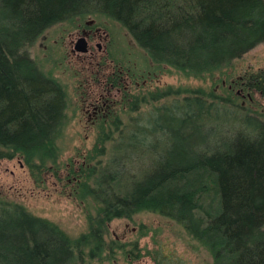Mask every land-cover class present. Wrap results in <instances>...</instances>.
Here are the masks:
<instances>
[{"label": "trees", "instance_id": "obj_1", "mask_svg": "<svg viewBox=\"0 0 264 264\" xmlns=\"http://www.w3.org/2000/svg\"><path fill=\"white\" fill-rule=\"evenodd\" d=\"M89 18L119 24L156 67L165 65L196 80L220 74L264 41V0H0V160L20 158L36 179L48 166L59 168L68 98L28 51L50 27L77 28ZM259 83L254 89L264 99ZM146 96L133 97L125 114L149 103ZM149 96L152 102L173 98L138 119L121 123L116 117L98 124L100 136L87 159L106 156L108 161L103 168L101 161L90 167L86 159L77 193L80 200L97 203L95 216L88 213L87 233L71 240L21 205L0 201V264L100 258L102 250L92 249L103 242L96 239L98 233L113 220H131L142 212L177 223L213 264H264V114L261 123L240 115L237 98L227 93L219 103L232 109L235 128L229 136L218 138L210 124L205 131L217 138V146L202 142L201 150L179 151L167 159L157 146L162 114H170L171 129L180 123L200 132L217 98L200 89ZM148 155L154 158L151 167L132 174L130 164Z\"/></svg>", "mask_w": 264, "mask_h": 264}, {"label": "rangeland", "instance_id": "obj_2", "mask_svg": "<svg viewBox=\"0 0 264 264\" xmlns=\"http://www.w3.org/2000/svg\"><path fill=\"white\" fill-rule=\"evenodd\" d=\"M86 21L95 23L101 32L107 34L109 41L107 51L111 61L118 63L125 71L129 70L130 75L132 72L137 74L138 84H141L140 76L149 75L150 79L142 91V94H146L149 100L150 94L156 92L164 94L169 91L175 92L178 89L190 91L200 89L204 93L211 91L217 98L214 102L215 110L209 120L203 122L204 126L200 132L194 129L189 130L180 123H175L171 129L168 121L170 114H162L163 116L157 122V125L161 127L157 137V146L159 151L167 154V159L174 157L172 153L177 154L179 151L201 150L202 142L209 146L216 143L217 146V138L205 131L210 124L218 138L229 136L230 131L235 128V122L229 114L232 109L227 104L219 103V100L225 98L227 93L230 94L227 86L231 81L235 82L246 74L254 75L264 72V41L232 61L230 67L220 74L196 80L184 78L165 65L156 67L145 51L138 47L129 33L119 24L107 19L89 18ZM75 29L66 23L54 25L38 37L28 51L29 57L36 61L40 69L44 73H50L63 86L68 98V107L65 111L67 121L58 140L61 153L57 173L52 168L50 169L51 166H48V169L41 173L40 178L36 179L20 158L0 160V201L21 205L30 215L57 226L71 240H77L88 231L87 216L88 213L95 216L94 210L97 203L90 198L80 200L77 196L79 189L77 188L75 193H72V189H67L64 176L68 169L71 177L74 176L73 170L80 167L83 159H87L96 139L100 136L99 125H91L84 112L89 102L87 99H90L89 89H92L91 82L86 78L89 73L88 65L70 53V36L74 35ZM114 62L112 64L107 61L103 66L109 69V66L114 65ZM231 94L234 96L233 92ZM185 96L186 94L183 93L178 98L182 97L183 99ZM172 98L173 96H168L158 102L147 100L149 103L140 105V109L132 114H125L129 111L130 102L124 101L122 105H117L114 115L120 118L121 123L130 118L138 119L141 114H148L153 109L162 107L170 100L172 101ZM235 102L236 106L240 108L239 111L237 110L240 115L249 116L254 122H263L264 99L260 95L254 94L251 102L239 98ZM119 133L121 130L113 132L112 135L115 138ZM106 146L110 147L111 144L106 143ZM140 160L130 164L129 169L132 170V174L133 172L136 174V171L138 175L143 174L146 169L151 167L154 158L148 155ZM98 161L102 162L100 167L103 168L106 166L108 157L89 160L90 167L97 164ZM67 165L70 167L67 168ZM79 179L84 181L81 176ZM39 180L44 181L40 183ZM108 228L105 242L117 241V237L122 239L119 241L126 243L138 242L140 254L148 251L157 262L163 264H213L209 253L181 226L158 214L142 212L131 220H113ZM141 233L145 235L142 236ZM113 257H115L113 260L115 264H126L125 256L116 253ZM144 260L138 264H152L150 258L144 257ZM113 261L100 262L98 259L86 257L84 261L74 264H111Z\"/></svg>", "mask_w": 264, "mask_h": 264}, {"label": "flooded vegetation", "instance_id": "obj_3", "mask_svg": "<svg viewBox=\"0 0 264 264\" xmlns=\"http://www.w3.org/2000/svg\"><path fill=\"white\" fill-rule=\"evenodd\" d=\"M70 37V53L73 54L76 59L88 65L89 73H87L86 78L89 79L88 81L91 82L90 85H92V89H89L90 99H87V101L89 100L88 106L84 109L88 121H90L91 125H98L101 121L109 122L117 117L114 115L117 105H122L124 101H129L130 103L133 102V97H138L139 94L142 93L143 88L149 81L150 77L149 75L146 77L140 76L141 84H138L137 74L135 75L132 72L130 75L129 70L125 71V69L119 66L118 63H115L113 60L111 61L108 57L107 51L109 42L107 40L108 36L105 32H101L95 23L85 21L82 25L77 26L74 35ZM77 49H83L85 52H78ZM107 61H110L112 64L114 62V65L109 66V69L103 66ZM258 82H260L259 85L264 84V72L254 75L246 74V76L240 77L235 82L231 81L227 86V89L230 93L233 92L236 98L245 99L246 101L251 102L254 94H258L262 97V93L260 91L257 92L254 89ZM86 98H88L87 95ZM85 163L86 159H83L80 167L73 170L72 174L74 176L71 177L69 169L67 170L68 172L66 173V176H64L67 183L66 188L72 189V193L77 192V188L79 189V184L82 182L81 179H79L81 167H86ZM20 167H22V165H20ZM66 167L69 168L70 166L67 165ZM51 168L57 173V169L54 167H50V169ZM58 178L61 179L60 177ZM43 181L39 180L40 183ZM108 227L109 225L107 226V229H109ZM107 229L104 233H98L102 235L98 236L99 238L96 239L102 240L103 242L94 244L92 249L98 251L102 250V252L100 258L95 254L93 259H98L100 262H109L108 260H110V258L115 256L116 253H119L121 256H125L126 264H138L139 262L145 261L144 257L150 258L152 264H155L156 259L153 258L148 251H145L144 254H140L138 242L126 243L119 241L122 239L118 237L116 238L117 241L109 243L105 242ZM144 235L145 234H142V236ZM114 259H111V261ZM111 264H115L114 261Z\"/></svg>", "mask_w": 264, "mask_h": 264}, {"label": "water", "instance_id": "obj_4", "mask_svg": "<svg viewBox=\"0 0 264 264\" xmlns=\"http://www.w3.org/2000/svg\"><path fill=\"white\" fill-rule=\"evenodd\" d=\"M78 52H85V50L77 49Z\"/></svg>", "mask_w": 264, "mask_h": 264}]
</instances>
